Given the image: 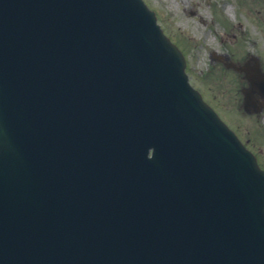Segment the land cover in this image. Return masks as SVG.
I'll list each match as a JSON object with an SVG mask.
<instances>
[{"label": "water", "instance_id": "95a60500", "mask_svg": "<svg viewBox=\"0 0 264 264\" xmlns=\"http://www.w3.org/2000/svg\"><path fill=\"white\" fill-rule=\"evenodd\" d=\"M185 66L143 0H0V264H264V173Z\"/></svg>", "mask_w": 264, "mask_h": 264}, {"label": "rangeland", "instance_id": "374dc122", "mask_svg": "<svg viewBox=\"0 0 264 264\" xmlns=\"http://www.w3.org/2000/svg\"><path fill=\"white\" fill-rule=\"evenodd\" d=\"M157 12L167 35L184 51L193 85L234 126L264 166V112H240V88L246 82L216 57L244 63L261 57L264 69V2L252 0H145ZM260 9V11H259ZM263 18V19H262Z\"/></svg>", "mask_w": 264, "mask_h": 264}]
</instances>
